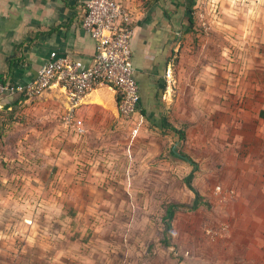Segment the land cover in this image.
<instances>
[{
    "label": "rangeland",
    "instance_id": "obj_1",
    "mask_svg": "<svg viewBox=\"0 0 264 264\" xmlns=\"http://www.w3.org/2000/svg\"><path fill=\"white\" fill-rule=\"evenodd\" d=\"M201 8L181 82L216 104H188L183 138L141 141L109 104L78 114V134L58 90L17 108L0 133V261L244 264L264 225V0Z\"/></svg>",
    "mask_w": 264,
    "mask_h": 264
},
{
    "label": "crops",
    "instance_id": "obj_2",
    "mask_svg": "<svg viewBox=\"0 0 264 264\" xmlns=\"http://www.w3.org/2000/svg\"><path fill=\"white\" fill-rule=\"evenodd\" d=\"M84 1L0 0V76L14 84L26 83L35 77L37 70L49 59L52 51L82 59L87 64L91 63L95 53V41L81 27L80 16ZM125 2L136 13L131 48L141 96L138 111L131 120L132 127L137 128L141 141H153L156 137L169 141L183 130L180 122L191 120L187 114V108L191 107L188 104L195 105V108L208 104L206 107L212 110L216 104L207 100L208 96H213L214 88L197 91L201 93V98L198 97L201 100H197V92L188 89L181 82L183 66L182 63L180 66V62L184 59V44L189 41L190 34L195 33L196 15L201 12L203 0ZM169 66L173 68L175 79V83L171 85H168L165 76ZM187 92L191 95H187ZM46 94L49 95L47 98L61 96L55 90H48L38 97H45ZM16 97L20 95H0V109L3 101ZM29 99L25 97L20 100L17 108ZM63 100L67 106L65 96ZM108 104L117 110L119 116L116 92L109 87H99L89 93L77 112L87 123L92 118L83 115L88 116L95 109H102ZM201 113L205 115L210 111L207 113L202 110ZM191 121L195 123L196 119ZM177 143L179 144V140ZM176 144L170 147L173 154H178L174 147ZM253 170H256V166ZM259 202L263 203L262 207ZM259 202L260 207L252 212L258 211L256 213L264 219V196ZM262 228L261 232L253 227L248 228L249 234L245 232L249 237L256 238H251L249 245L253 249L244 252L247 256L244 264H264V225ZM0 264L11 262L5 257Z\"/></svg>",
    "mask_w": 264,
    "mask_h": 264
},
{
    "label": "built area",
    "instance_id": "obj_3",
    "mask_svg": "<svg viewBox=\"0 0 264 264\" xmlns=\"http://www.w3.org/2000/svg\"><path fill=\"white\" fill-rule=\"evenodd\" d=\"M82 8L81 27L95 41L91 63L52 51L35 77L26 83L14 84L0 76V95L20 93L32 98L47 90L61 92L68 103L63 120L78 134H83L85 128L77 109L91 91L103 86L113 89L118 96L119 115L129 121L141 99L131 48L135 11L125 0H85ZM165 76L168 85L175 83L171 66ZM131 133L137 134V129L134 127Z\"/></svg>",
    "mask_w": 264,
    "mask_h": 264
},
{
    "label": "trees",
    "instance_id": "obj_4",
    "mask_svg": "<svg viewBox=\"0 0 264 264\" xmlns=\"http://www.w3.org/2000/svg\"><path fill=\"white\" fill-rule=\"evenodd\" d=\"M20 97H16L14 98H8L5 101H3V107L2 109H0V133L3 130L4 127H6V125L8 123H11L12 121L15 120V112L17 110V106L20 104V100L25 99V97L20 94ZM184 131H180V137L183 138L184 137ZM186 157V156H185ZM186 159H188V161L192 162V160L188 157H186ZM207 206H209V204L207 203ZM178 208V206L176 204H170L168 205V208L166 210V215L165 218L169 220H171L174 217L175 211ZM168 228H171V221L167 222Z\"/></svg>",
    "mask_w": 264,
    "mask_h": 264
}]
</instances>
